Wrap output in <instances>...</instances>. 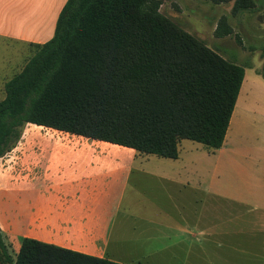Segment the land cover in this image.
I'll return each mask as SVG.
<instances>
[{"label": "crops", "instance_id": "1", "mask_svg": "<svg viewBox=\"0 0 264 264\" xmlns=\"http://www.w3.org/2000/svg\"><path fill=\"white\" fill-rule=\"evenodd\" d=\"M68 1L0 0V102L32 45L54 37ZM256 83L245 68L221 149L182 140L176 160L40 126L49 130L48 152L38 140L42 164L13 183L0 172L4 243L15 255L29 238L118 264H264V88Z\"/></svg>", "mask_w": 264, "mask_h": 264}, {"label": "trees", "instance_id": "2", "mask_svg": "<svg viewBox=\"0 0 264 264\" xmlns=\"http://www.w3.org/2000/svg\"><path fill=\"white\" fill-rule=\"evenodd\" d=\"M234 2L233 13L254 0ZM156 0H69L54 37L6 85L0 158L32 124L178 159L190 140L221 149L245 79L225 59L160 13ZM232 27L222 18L217 37ZM0 264H118L23 238L15 258L0 231Z\"/></svg>", "mask_w": 264, "mask_h": 264}, {"label": "rangeland", "instance_id": "3", "mask_svg": "<svg viewBox=\"0 0 264 264\" xmlns=\"http://www.w3.org/2000/svg\"><path fill=\"white\" fill-rule=\"evenodd\" d=\"M156 1L161 4L160 13L163 16L194 35L225 59L247 68L249 81L257 80L258 89L264 88V0H254L253 10L239 14L233 13L234 2L215 4L210 0ZM222 18H225L226 23L232 27L233 33L219 38L216 36V29ZM13 51L8 50L6 53L11 54ZM35 53V49L30 48L31 57ZM24 129L18 146L0 160L2 178L12 183L15 176L20 172L25 174L29 166L42 164L35 162V157L42 155L38 140L42 143L44 152L49 150V130L33 125H28ZM5 246L6 251L15 258L13 250L11 251L7 244ZM4 252L0 247V253Z\"/></svg>", "mask_w": 264, "mask_h": 264}]
</instances>
